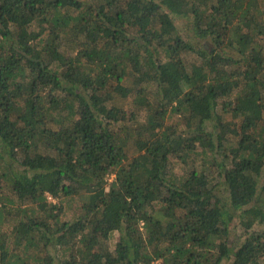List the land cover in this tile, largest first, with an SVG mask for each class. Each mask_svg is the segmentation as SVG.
I'll return each mask as SVG.
<instances>
[{
    "label": "trees",
    "instance_id": "16d2710c",
    "mask_svg": "<svg viewBox=\"0 0 264 264\" xmlns=\"http://www.w3.org/2000/svg\"><path fill=\"white\" fill-rule=\"evenodd\" d=\"M0 264H264V0H0Z\"/></svg>",
    "mask_w": 264,
    "mask_h": 264
},
{
    "label": "rangeland",
    "instance_id": "374dc122",
    "mask_svg": "<svg viewBox=\"0 0 264 264\" xmlns=\"http://www.w3.org/2000/svg\"><path fill=\"white\" fill-rule=\"evenodd\" d=\"M178 23H180V26L183 28L184 27V24H185V22H184V20H182V21H179ZM177 168H178V170L179 171H182L183 170V167H182V165L180 164V166H177ZM53 201H55V200H53ZM245 233H244V231L242 230V229H238L237 231H236V233H234L233 235H232V240H239V241H241L242 240V237L241 236H243ZM241 235V236H240ZM240 236V237H239ZM118 234L116 233V234H114V236H113V238L111 239V241L109 242V244L111 245V247L112 248H114L115 247V244L117 243V241H118Z\"/></svg>",
    "mask_w": 264,
    "mask_h": 264
}]
</instances>
